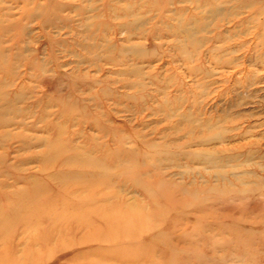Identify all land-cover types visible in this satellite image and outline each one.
Wrapping results in <instances>:
<instances>
[{
  "label": "rangeland",
  "instance_id": "obj_1",
  "mask_svg": "<svg viewBox=\"0 0 264 264\" xmlns=\"http://www.w3.org/2000/svg\"><path fill=\"white\" fill-rule=\"evenodd\" d=\"M14 1L0 0V192L17 197L0 207L44 193L26 223L0 222L5 255L264 264V0ZM54 154L75 158L67 180L86 168L107 182L94 191L113 233L49 225Z\"/></svg>",
  "mask_w": 264,
  "mask_h": 264
},
{
  "label": "bare ground",
  "instance_id": "obj_2",
  "mask_svg": "<svg viewBox=\"0 0 264 264\" xmlns=\"http://www.w3.org/2000/svg\"><path fill=\"white\" fill-rule=\"evenodd\" d=\"M23 3H24V0H23ZM20 126H22V125H20ZM58 155L59 154H54L52 157H50V159L48 158L49 160L47 161V165L60 164L61 167L64 168L63 171L59 172L58 174L56 173V175H57L56 176V179L57 178L58 179L59 178L62 179V181L60 182V184H58L59 186L57 185L58 188L56 187V190H60L62 193H60L58 191L56 193H60L61 195L64 194L67 198L69 197L71 200H73V202H75V204L74 205H71V203L69 202L70 203V206H71L70 207L66 203L67 201H65L64 198L59 199L61 197V196H59L60 194L59 195H56L55 197H53V196L50 197L47 200V202H45L46 206H49V207H51L53 209L56 208V206H57V207L61 208V212H60V214H57V217L56 218H54V219L53 218H49L48 219L49 225H51V226H55L56 225V227L59 226L60 227L59 230H61L62 232H64L66 235L67 234H72L73 232H78L80 230L86 231V232H88L87 233L88 234L87 235V238H88L89 241L94 240V238L96 237L95 235H99V231H101V230H105V231H109V232L113 233L114 231L112 230V227L110 228V226H111L110 223H112V222L113 223L114 222H117V223L121 222L117 218L118 217L117 216L118 214L116 212H108V211H105V209L103 208L104 205L102 206V204L105 203V202H107V203H109V202L106 201L105 198L103 199V197H99V193H100L99 191H100V189L97 190L99 193H97V192L94 191V189H95L96 186L98 187V185H100V187H101V184L102 183H105L106 181L105 182H104V180H101L100 181V179H98L99 181L95 180L94 177H96V176L93 175V173L91 174V172H89V170L88 171L85 170L86 168L85 169H80V170L74 171L73 172L74 174L71 173L72 176L70 175L69 179L67 180V175H69L68 173L71 172V169H72V168L71 169H68V168L71 166V163L75 162L74 161L75 158L74 159L73 158H64L65 160L63 161L62 158L59 157ZM86 162H88V161H86ZM89 162H90L89 164L92 165L91 161H89ZM85 164H87V163H85ZM85 164L82 162L80 164L81 168L83 166H85ZM73 165H74V163H73ZM73 165H72V167H73ZM77 165H79V164L77 163ZM75 166L76 165H74V168H75ZM76 167L79 168V166H76ZM99 175H100V173H99ZM53 178H55V176H53ZM103 178L106 179L105 177H103ZM67 183L68 184L72 183L71 184L72 186H70L71 187L70 189H67L68 188V184ZM65 184H67V186H65ZM76 186H79L80 190L83 191V194L85 193V195H87L85 198L83 197L81 199L80 196H79L80 198L79 197L78 198L77 197H74V194H76V192H77L75 190V188H74ZM76 188H78V187H76ZM44 191L47 192V189H45ZM41 193H44V192H41V190L38 191V189L35 188V189H33L30 192L31 196L28 197V196L23 195V198H22L23 200L21 201V204H20L21 207H16V209L15 208L11 209V208H8V206H7V208H3L4 210H2L1 207H0V222L3 220V218H6V217L8 218V216L11 215L9 218H11L12 220H14L15 224H18V223H21V222H25L26 223L28 221V220L26 221V219L29 218L28 217V214L31 211H33V209L36 207V205H38L39 198L41 197L40 196ZM18 196H20V195H18ZM57 196H59V197H57ZM10 197L11 198L14 197V199H15V197H17V195H15L13 193H10L9 194V193L0 192V199L2 201L3 200L5 201L6 199H9L10 200L11 199ZM6 201H8V200H6ZM58 201L60 203H56ZM68 201H70V200H68ZM19 202H20V200H19ZM23 209H26L25 212H21L20 213L19 210L22 211ZM54 210H57V208L54 209ZM44 215L45 214H41L40 216H38L37 213L36 214H33V216L31 218L34 217L35 218V221L33 223H31L30 225H28V227H29L28 229L37 230L39 228V225H40L42 219L46 217V216L44 217ZM0 226H1V224H0ZM49 229H51V228H48V231H49ZM13 231H14L13 228H6V227L3 228V227H0V247L1 248H2V244L4 246H5V244H7V248H10V249L13 248L12 245L10 246V244H12V243L9 242L10 240L9 241L7 240V239H10L8 237L11 236V233ZM40 241H42V243L43 242L44 243H47V238H41ZM85 241H86V239H85ZM40 244H41V242H40ZM4 246H3V249H5ZM1 248H0V264H15V259L13 260V258H10V256L9 257L6 256L7 253H8L7 248L5 250V251H7V253L5 251L1 250ZM11 251H13V250H11ZM23 253H24V251H23ZM26 257H28V256H26ZM16 259H18V256H16Z\"/></svg>",
  "mask_w": 264,
  "mask_h": 264
}]
</instances>
